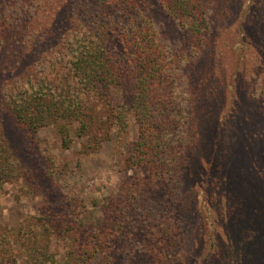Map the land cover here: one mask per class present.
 <instances>
[{"label":"rangeland","instance_id":"obj_1","mask_svg":"<svg viewBox=\"0 0 264 264\" xmlns=\"http://www.w3.org/2000/svg\"><path fill=\"white\" fill-rule=\"evenodd\" d=\"M117 1L102 13L101 0H0V140L16 164L0 185V264H81L96 248V264H264V0H200L202 32L160 0ZM133 20L170 72L148 166L122 87L103 97L73 82L68 58L58 72L36 61L85 33L128 58ZM3 78L53 80L49 99L79 94L98 124L60 122L67 145L56 125L30 133L2 109Z\"/></svg>","mask_w":264,"mask_h":264},{"label":"trees","instance_id":"obj_2","mask_svg":"<svg viewBox=\"0 0 264 264\" xmlns=\"http://www.w3.org/2000/svg\"><path fill=\"white\" fill-rule=\"evenodd\" d=\"M117 0H101L100 10L106 12L113 6ZM130 0H125L126 2ZM163 6L172 16H183L187 14L191 16V24L194 30L202 32V28L207 26V18L205 10L202 9L200 0H160ZM109 2V3H108ZM119 2V0L117 1ZM116 6V7H117ZM128 10L125 8V11ZM133 20L129 28L125 32L130 34L128 39L129 47L132 49L127 58L125 53L118 51H108L105 46L104 37L108 35H97L93 41L91 34L83 35L81 42L77 38L71 42H67L71 48L70 53H63V50L57 49L54 54L49 51L42 50L40 57L36 59L37 63L42 66L40 72L59 71L58 64L61 60L68 58V72L75 84H82L92 92H96L101 96L107 92L110 85H118L122 87L125 94L130 97V109L135 112L138 123L140 124L139 142L134 150L139 153L142 151L143 157L140 162H145L148 166L150 162L160 160L161 156L154 153L152 148L159 145L158 136L153 129L154 121L151 120L152 112H158L161 108H169L172 104H166L162 101L165 95V88L169 87V71L167 70V60L163 55V50L158 45L156 38L150 33L149 28L137 23ZM92 38V39H91ZM66 43V41H64ZM128 47L124 48L126 50ZM123 50V51H124ZM113 53V54H111ZM123 56L118 59L119 54ZM111 54V55H110ZM51 60V61H50ZM66 77V78H70ZM4 81L6 80L3 78ZM15 81V89L6 82L4 87L7 89L6 98L2 101V109L7 111L8 115L14 118L16 123L28 130L30 133H36L40 128L56 125L59 134L62 137L63 144L67 145L70 129L66 123L59 125L60 122L66 120L72 123L79 122L80 134L91 133L93 127H96L97 119L91 114V111H85L82 101L77 100L79 94L74 95V99L59 95L56 100L49 99V93L52 91L51 82L47 78L26 81L29 88L21 89L25 81L18 79ZM33 82V81H32ZM80 87L79 85H77ZM52 95H54L52 93ZM51 96V95H50ZM168 106V107H167ZM173 108V107H171ZM127 113L120 115L118 124L125 128L127 126ZM111 117L107 118L109 120ZM119 121L121 123H119ZM138 157V155H137ZM136 157V158H137ZM135 158V157H134ZM139 158V157H138ZM209 164L208 171L211 169ZM155 168V167H154ZM153 168V171L155 170ZM158 169V167H156ZM16 171L15 158L12 157L8 149L0 140V185H2L8 177H14ZM207 172V169H205ZM210 176V175H209ZM47 234L48 226L43 228ZM47 234V238H48ZM46 238V240H47ZM80 242L81 239H77ZM93 254L98 250L94 249ZM93 254L81 259L79 263L96 264ZM89 260H86L88 259ZM96 262V263H95Z\"/></svg>","mask_w":264,"mask_h":264}]
</instances>
